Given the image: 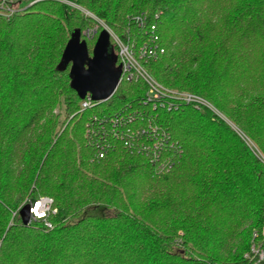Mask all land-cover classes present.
<instances>
[{
	"label": "trees",
	"instance_id": "16d2710c",
	"mask_svg": "<svg viewBox=\"0 0 264 264\" xmlns=\"http://www.w3.org/2000/svg\"><path fill=\"white\" fill-rule=\"evenodd\" d=\"M96 18L129 44L158 35L149 73L228 120L146 102L140 79L83 108L63 53ZM113 116L166 133L160 157L134 148L143 136H115ZM41 196L52 228L14 214ZM263 228L264 0H25L0 13V264H264Z\"/></svg>",
	"mask_w": 264,
	"mask_h": 264
},
{
	"label": "built area",
	"instance_id": "2783aa9c",
	"mask_svg": "<svg viewBox=\"0 0 264 264\" xmlns=\"http://www.w3.org/2000/svg\"><path fill=\"white\" fill-rule=\"evenodd\" d=\"M16 10L13 9V4L7 0H1L0 2V13L8 14V16L14 13ZM136 21L140 26L147 25V19L142 16H137ZM155 26H152L154 29ZM107 29V28H106ZM111 38L114 40L115 44L118 47V63L117 66L121 68V77L119 81V85L122 81H133L134 79L142 80L146 86L147 91L145 94V101L150 102L154 105L157 103L161 104L164 107H176L179 104H188L192 105L195 108H200L205 106L215 112L218 110L213 107V105L207 101L204 97L197 93L172 89L166 87L162 83H160L156 78H154L149 71L146 69L144 62H147L151 59H156L161 54L164 53V48L159 44L158 35H150L148 40H145L144 43L136 45L129 44L124 42L120 37H118L112 30L107 29ZM90 31L88 30V34ZM92 33L95 34L96 30H92ZM90 35V34H89ZM118 85V86H119ZM118 88V87H117ZM99 101H94L91 98V94H88L85 99L82 100V107L88 108ZM123 116H113L108 121L113 124V129L111 130L115 136L134 138L136 136H143L147 143L138 142L134 145V148L139 150H150L155 158L160 157V153H158L159 145L161 144V140L166 137V133H162L161 135L157 132V127L150 124L148 128L136 126L130 128L129 125L124 120ZM103 120L99 121V125L101 128H104ZM87 135L92 133V128L89 126L87 128ZM104 143V144H103ZM107 142H101V151L99 153L100 157L104 156V148ZM151 145V147H150ZM161 169L166 166L162 163L160 164ZM29 205L30 207V221L32 220H42L45 223V226L48 228H52L53 224L49 221V214L51 212L56 213L57 209L53 208V199L48 196H42L35 201L27 200L26 203L22 204L14 214H20V210L25 206ZM264 234V230H263ZM253 251L260 257L259 259H264V251L257 250L253 247Z\"/></svg>",
	"mask_w": 264,
	"mask_h": 264
},
{
	"label": "water",
	"instance_id": "95a60500",
	"mask_svg": "<svg viewBox=\"0 0 264 264\" xmlns=\"http://www.w3.org/2000/svg\"><path fill=\"white\" fill-rule=\"evenodd\" d=\"M63 58L66 63H71V86L81 99L91 94L94 101L103 102L117 90L121 68L116 65L117 57L111 45V34L106 28L99 32L92 54L89 53L87 39H82L79 31L74 32ZM20 217L24 224L29 223V205L20 210Z\"/></svg>",
	"mask_w": 264,
	"mask_h": 264
},
{
	"label": "rangeland",
	"instance_id": "374dc122",
	"mask_svg": "<svg viewBox=\"0 0 264 264\" xmlns=\"http://www.w3.org/2000/svg\"><path fill=\"white\" fill-rule=\"evenodd\" d=\"M23 1H25V0H13V1H11L10 3H14L13 4V9H15V10H17L18 8H19V5H20V3L21 2H23ZM34 2V1H33ZM32 4V3H31ZM5 15H8V14H5ZM11 15V14H10ZM95 17V16H94ZM95 20H97L98 21V25H95V27H93L92 29H90L89 31H90V35L88 34V30L86 29L83 33H84V35H85V38L86 39H88V40H90V38H92L93 36H95V34L96 35H98L99 34V32L103 29V28H107V29H110V27L108 26V24H106L103 20H98L97 18L95 19ZM100 27H102L101 29H100ZM92 30H96V33L95 34H93L92 33ZM111 30V29H110ZM185 91V90H184ZM194 93V92H193ZM213 111V110H212ZM215 112V111H214ZM218 116H220L221 118H223V119H225L226 121L228 120L225 116H223L219 111H217V112H215ZM251 144V143H250ZM42 197V196H41ZM263 230H264V228H263ZM258 250H262V251H264V249L262 248V249H258ZM259 257V256H258ZM260 258V257H259Z\"/></svg>",
	"mask_w": 264,
	"mask_h": 264
}]
</instances>
